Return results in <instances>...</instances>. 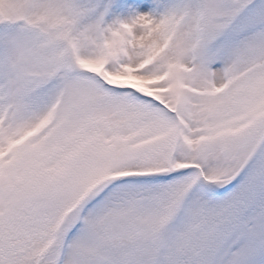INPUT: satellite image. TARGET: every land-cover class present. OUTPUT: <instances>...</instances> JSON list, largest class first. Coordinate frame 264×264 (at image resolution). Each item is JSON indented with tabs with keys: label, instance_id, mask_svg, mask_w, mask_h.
Instances as JSON below:
<instances>
[{
	"label": "snow or ice",
	"instance_id": "6c2138e0",
	"mask_svg": "<svg viewBox=\"0 0 264 264\" xmlns=\"http://www.w3.org/2000/svg\"><path fill=\"white\" fill-rule=\"evenodd\" d=\"M0 264H264V0H0Z\"/></svg>",
	"mask_w": 264,
	"mask_h": 264
}]
</instances>
